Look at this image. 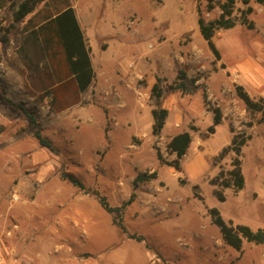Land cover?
<instances>
[{
    "label": "rangeland",
    "instance_id": "1",
    "mask_svg": "<svg viewBox=\"0 0 264 264\" xmlns=\"http://www.w3.org/2000/svg\"><path fill=\"white\" fill-rule=\"evenodd\" d=\"M224 1L211 0L209 10V0H73L96 77L81 104L62 112L23 85L24 69L35 90L51 83L39 47L20 52L33 14L16 23L7 43L0 41V264H264L262 245L228 246L210 214L216 208L227 223L264 229V6L249 0L253 29L238 23L216 33L217 59L201 35L198 8L212 21ZM247 7L236 0L234 17ZM11 23L6 4L0 28ZM180 72L197 80L191 94L169 90ZM158 79L161 98L152 91ZM238 85L262 111L247 110ZM7 99L35 114L55 151L39 144L31 121ZM158 108L170 115L156 137ZM217 108L222 123L209 134ZM186 131L192 142L178 171L158 160L157 149L175 161L169 143ZM236 135L248 138L240 157L245 187L238 192L217 179L232 169ZM64 171L114 207L135 194L123 224L143 241L122 234L96 197L61 178ZM153 172L156 179L135 184L139 174Z\"/></svg>",
    "mask_w": 264,
    "mask_h": 264
},
{
    "label": "trees",
    "instance_id": "2",
    "mask_svg": "<svg viewBox=\"0 0 264 264\" xmlns=\"http://www.w3.org/2000/svg\"><path fill=\"white\" fill-rule=\"evenodd\" d=\"M46 0H0V8L8 4L13 11V23L5 29L0 28V41L7 43L9 35L16 29V23L23 21L29 15L33 16L27 21L22 29L23 39L20 46V52H26L27 46L32 45L39 47V51L45 60V67L41 70L47 72L49 81L47 86H42L39 90H35L29 82L26 70H22L23 85L28 94L38 96L41 101L46 102L52 111L62 112L74 105L81 104V95L93 84L96 73L91 58V48L87 43L84 31L79 23L75 9L70 0H56L54 8L42 9L36 12L39 4ZM160 2L161 0H155ZM256 3L264 6V0H255ZM248 7L242 12L241 17L237 20L234 17L236 0H225L220 4L221 14L217 19L206 21L200 8H198V25L202 37L206 40L209 49L217 59L221 55L216 47L214 38L220 30H230L239 23L249 29H253L255 24L248 16L254 11L249 6V0H245ZM211 0L208 3V9H213ZM239 21V22H238ZM26 57L27 64L33 65V61L29 56ZM40 65V63L38 64ZM177 83L169 87L170 91H181L183 94H191L196 86V79H190L186 72H180ZM38 91L39 93L34 92ZM153 93L158 97H162V91L159 87V79L152 88ZM71 95V96H70ZM236 95L245 104L248 111H262L259 102L254 101L242 86H236ZM9 104L15 105L11 100L7 99ZM21 110L34 126V137L43 147L55 151L53 144L45 138L40 129L35 114L24 107L23 104L15 105ZM169 111L164 108L154 109L152 111L153 126L152 133L158 137L164 128ZM222 123V112L219 108L214 110L213 125L209 127V134L215 133V127ZM195 130V128L193 127ZM248 141L247 137H239L236 135L232 140L229 150L235 153L232 161V169L225 176L224 172L217 176L221 180L220 185L223 188H234L237 192L244 189L245 177L241 169L242 149ZM192 142L190 132H182L172 138L169 143V149L177 155V159L173 162H166L157 149V157L161 163L180 171V161L188 153ZM61 178L77 187L86 194H90L97 198L101 207L112 216L113 225L116 226L122 234L129 235V238L142 242V237L128 233L127 228L123 224V214L125 209L132 204L135 194L124 202L121 206H111L105 196L98 191L87 188L85 184L75 176L68 172H62ZM157 178V173L139 174L135 179V184L147 183ZM184 182V181H181ZM219 200L224 201L221 192L217 193ZM213 223L220 229L224 242L237 251L242 249L244 241L262 245L264 247V229L257 231L252 230L246 225H234L232 222L227 223L221 216L218 209L210 210Z\"/></svg>",
    "mask_w": 264,
    "mask_h": 264
},
{
    "label": "crops",
    "instance_id": "3",
    "mask_svg": "<svg viewBox=\"0 0 264 264\" xmlns=\"http://www.w3.org/2000/svg\"><path fill=\"white\" fill-rule=\"evenodd\" d=\"M56 0H46L45 2H43V3H41V4H44V6L40 9V10H42V9H50V8H54V5L56 4V2H55ZM70 2H71V4H72V6H73V8L75 9V11H76V14H77V18H78V20H79V23H80V25H81V27H82V29H83V31H84V34H85V37H86V40H87V36H86V32H85V30H84V28H83V21L80 19V16H79V11H81V9L79 8V7H76V5L74 4V2H73V0H70ZM40 10H38V11H40ZM37 11V12H38ZM25 26V25H24ZM88 43V42H87ZM156 84V83H155ZM154 84V85H155ZM164 109H166V108H164ZM154 110V109H153ZM152 110V111H153ZM168 110V109H167ZM169 111V110H168ZM170 115V114H169ZM169 115H168V117H167V119H166V122H165V125H164V128H163V130H162V133H165V130H166V123H167V120L169 119ZM153 117V116H152ZM169 130H171V129H169ZM173 131V130H172ZM186 132H188V131H186ZM177 135V134H176ZM176 135H174V136H176ZM173 136V137H174ZM171 140H172V138H171Z\"/></svg>",
    "mask_w": 264,
    "mask_h": 264
},
{
    "label": "built area",
    "instance_id": "4",
    "mask_svg": "<svg viewBox=\"0 0 264 264\" xmlns=\"http://www.w3.org/2000/svg\"><path fill=\"white\" fill-rule=\"evenodd\" d=\"M0 262H1V258H0Z\"/></svg>",
    "mask_w": 264,
    "mask_h": 264
}]
</instances>
